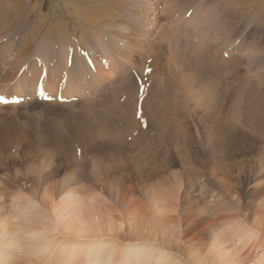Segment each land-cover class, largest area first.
<instances>
[{
	"label": "rangeland",
	"instance_id": "1",
	"mask_svg": "<svg viewBox=\"0 0 264 264\" xmlns=\"http://www.w3.org/2000/svg\"><path fill=\"white\" fill-rule=\"evenodd\" d=\"M143 1L145 4L146 0ZM150 1L152 6L162 8H156L158 22L148 35L152 40L149 45L154 46L162 30H167L166 25L176 21L178 14L181 18L182 12L184 19L186 14V22L181 18L185 23L180 24V30L176 29L180 36L185 30L198 27V20L195 23L192 20L194 16L202 19L198 12L206 0H165L172 2L169 6L175 5L169 11V21L163 15L164 2ZM215 1L207 4L213 13L208 16L214 21H204L207 24L199 26L200 33L195 27L197 32L193 34L192 30L187 36L192 46L201 39L206 48L200 47L202 53L198 57L187 56L184 74L182 70L174 71L178 77L173 82H167L166 78L171 77L167 73L166 81L165 73L146 74L147 65H142L139 57L135 60L137 68L126 65L130 70L136 68L146 81L148 78L142 86L137 79L132 80L135 86H130V90L150 92L155 84L156 97H149L148 107L147 95L140 93L125 99H117L119 95L91 101L79 98L78 103L62 108L54 103L37 106L41 103L35 100L36 104L30 106L0 108V206L6 213H10L16 191L23 193L25 203L28 201L26 216L41 213L40 222L44 223L51 220L50 209L67 190L91 194L92 221L104 235L96 246L101 248L85 252L92 256L99 253L103 258L99 261L93 257L85 262L83 253L76 254L70 264H222L226 250L236 254L237 262L256 264L262 257L260 264H264V0ZM15 2L0 0V21L7 24L5 30L0 28V83L7 88L18 79L19 68L28 70L24 72L27 75L29 67L39 68L37 55L27 60L23 68L18 67L22 38L32 40L27 54L41 49L47 54L52 52L50 45L42 44V36L46 35L43 29L31 30L36 16L43 19L46 15L49 19L54 15L69 22L60 2L23 0L21 19L11 26L5 5ZM147 6L151 7L148 1L142 7L144 12ZM135 8L134 2L118 5L107 0L102 16L108 15L109 9L122 22L135 27L137 32L130 40L136 41L147 31L142 23L146 25L150 17H144L141 10L133 12ZM106 22L104 19L100 24L106 27ZM27 23L30 24L25 28ZM73 28L67 32L71 37L67 41L78 36ZM107 38L105 35V46L97 47V53H88L80 45L79 51H74L82 55L87 50L86 53L100 58L102 50L110 52L106 48ZM123 38L118 44L120 48L127 40L126 35ZM218 38L221 41L217 43ZM100 40L103 43V38ZM56 41L54 38L53 42ZM213 45L221 47L216 51ZM118 85V81L107 83L103 91L109 95ZM227 225L241 231L235 236L227 235L224 230ZM217 233L224 244L216 249L212 244ZM2 234L0 264H5L3 255L7 250L2 244L5 241ZM58 235L52 239L53 243L61 240ZM113 236L119 239H111ZM142 238L149 240H140L132 246L126 241ZM62 248V252L60 248L56 252L61 260H66L68 247ZM120 253H125L122 263L116 260ZM31 263L39 264L35 260Z\"/></svg>",
	"mask_w": 264,
	"mask_h": 264
},
{
	"label": "bare ground",
	"instance_id": "2",
	"mask_svg": "<svg viewBox=\"0 0 264 264\" xmlns=\"http://www.w3.org/2000/svg\"><path fill=\"white\" fill-rule=\"evenodd\" d=\"M50 1H52L53 3H55V2L59 3L60 2L62 4V7H63L62 10L65 14V17L69 19V22L65 23L64 21H62L59 18L61 20L60 21L58 19V17L56 18V16H54V15H50V18H49L50 20L48 18L46 19V15L43 19L39 18L40 15L36 16L33 27H31V30L34 28H36V30L37 29L40 30L41 28L43 29V31L46 35H44V37L41 35L42 36V44L47 43L48 45H50L52 48V52L47 54L46 50L41 49L39 52L35 51L36 52L35 54H33V51L31 54H27L28 46L29 47L32 46V40H29V38H26V37L22 38L23 50H22V52L21 51L18 52L19 53V59H18L19 60V66L18 67L23 68L24 63L27 60H29L33 55H35V56L37 55L38 58L36 60H37V65H39V68L33 67V66L29 67V75L26 74L28 70L25 71L24 68L20 70V68H19L18 69L19 73H17L18 79L16 78L13 80L12 87H9L10 86L9 85L8 86L9 88H7V87L1 85V83H0V93H8V94L17 93V94L23 95L24 97H27V96H29V93H32L31 96H34L35 87H36L37 82H41L42 84H45L46 86H48L50 88L51 93H56L58 84L67 83V86H66L67 98H72V97H75L78 99L84 98L83 99L84 101H91V99H93V98L95 99L97 97H99V98L100 97H111V96L115 97L116 95L117 96L119 95L117 99H125V98H130V97H136V96L143 94V95H147V97H148V99L145 100L146 105L148 107L150 104L149 97H156L155 96L156 93H155V90L153 87L155 84L153 86L151 84L152 88L151 89L149 88L150 92L141 93L142 91L141 92L138 91L137 88L135 90H130V86H135V84L132 83V80H134L133 82H135V80L137 79V84L139 81L141 86L148 82V78L146 81L145 80L146 77L142 78L140 76V74L138 73V71L136 69L137 65L135 63V60L137 62L138 57H139V60H140L142 65H148L147 69L145 71L148 72L146 74H148L149 76H152V74L154 72H159L158 76L165 73V76H164V79H165L167 77L166 76V73H167V75L171 76L170 78H166V79H168L167 82L170 83V82L174 81L173 80L174 78L176 79L178 77V76L175 77L174 71L178 72V70H182V72H183L186 59L187 60L189 58L191 59V57L194 54H195L194 55L195 57H198L199 53L200 52L202 53V51H201L202 48H200V47L204 46V48H206L204 43L201 42L202 41L201 39H198L195 42L196 44L193 46L191 44H189V41L187 40V36L189 38V36H190L189 33H191L192 30H193V32H192L193 34L197 32V31L195 32L196 26H194V29H191V31L189 29H188V31L185 30V33L183 32V35L185 34L184 36L182 34L180 36L179 33L176 31V29L180 28V24H183L186 22V20H185L186 14H185V19H184L183 18V16H184L183 12L182 13L180 12L182 14V15L181 14L180 15H181V18H183L185 20V22L182 21V19L179 17V14H178L179 18L176 17V21H174L175 20L174 19L173 22H171V21L169 23L167 22L168 23L166 25V26H168V27H166L167 30L166 31L162 30L161 35L159 34L160 36L158 38H156L155 45L154 46L149 45V42H151L152 40L151 39L149 40L148 35H149V33H152V29L155 30L154 27H155L156 23L158 22L157 21V15L159 14V13L155 12L156 10L153 8L154 6H152L153 4H151L150 0H146V3L148 1V3L151 5L150 8H149V6L144 7V8H148L146 12H144L142 10L143 5L145 6V4H146V3L145 4L143 3L144 2L143 0H125L126 4H129V2H131V3L134 2V5L136 8L133 10V12L136 10H137V12L139 10H141V12L144 14V17H150L149 19L147 18V22L145 21L146 25H143V23H142V28L143 29L146 28L147 31L145 29L146 32L142 33L140 38L136 41H131L132 39L130 40V37L133 36L137 32L135 30V27H132V25H130V24L128 25L125 22H122V20H120L119 18L114 16L112 11L109 10V9H111V7L108 9V15H106L105 17L102 16L103 8L105 7L107 0H102V1L101 0H50ZM110 1L115 2L118 5H123V4L126 5L123 2V0L122 1L110 0ZM161 1L164 2L163 13L166 12L163 15L166 16L165 17L166 21L167 20L169 21L170 20L169 11L171 12V10H172L171 7L173 6V5H171V6H169V5L172 2L168 1V3H167L165 0H161ZM211 1H208V2H211ZM213 1H215V0H213ZM1 2H2V0H1ZM22 2H23V0H16L14 5H5V11L7 13L9 12L8 19L10 22L9 24H11V26H12V22H14L16 24L19 22V19H21L19 11H21V10L23 11V5L24 4ZM25 2H26V0H25ZM157 2H159V1L157 0ZM208 2H207V0L204 1L202 10H200V13L198 12V15L199 14L203 15L202 19L200 18V20H199L195 16L193 17L192 22L195 23L198 20V24H199V25H197L198 27L201 25H206L207 23L204 24V21L206 22L209 19L211 20V16H208V13L211 12L212 9L209 11V9L207 7ZM226 2H227V0H226ZM197 3L195 4V6L197 5ZM200 3L202 4V2H200ZM33 4H34L33 7L36 6V3L33 2ZM181 4H184V3H181ZM80 5L82 6V8L80 7ZM98 5L100 7H98ZM185 5H187V4H185ZM16 6H18V8H16ZM25 9L26 8H24V10ZM3 10H4V8H3ZM177 10L179 12L178 8H177ZM25 11H27V9ZM186 11H189V10H186ZM173 12L174 11H172V13ZM50 13L51 12H48V15ZM175 13H177V12H175ZM211 15H213L212 12H211ZM175 16H177V14ZM138 17H139V15H138ZM188 18L189 17L187 16V20H188ZM221 18H223V17H221ZM22 19H23V17H22ZM104 19H105V21L106 20L108 21V22H106V27L103 26L102 24H100V22L102 20L104 21ZM179 19H180L181 23H179V21H178ZM212 19H214V18H212ZM140 20L141 19H139V21ZM211 21L213 22L214 20H211ZM29 24L30 23H27L25 25V28H28ZM210 24L212 25L213 23H210ZM220 24H221V22H220ZM218 25H219V23H218ZM6 26H7V24H3L2 19H1L0 28L2 29V31L6 29L5 28ZM198 27H196L198 31L202 30V28H200V27L198 28ZM220 27H221V25H220ZM70 28H73V30H75L76 32L78 31L77 32L78 36L75 37V35H74V37L77 40L73 38V40L67 41V38H71V37H68V34H67V32H69ZM210 28H211V26H210ZM23 30H25V29H23ZM206 30L207 29L205 28V31ZM17 31H19V30H17ZM20 33H22V30H20L19 34ZM28 33H29V30H28ZM199 33H200V31H199ZM104 34L108 37L107 38L108 44L106 45V48L110 49V52L107 53L106 51L104 52L102 50L101 53H103V54H102V56H100V58L96 57V56L93 57L92 54H88V53H92V52L97 53V51L99 50V49H97V47L99 48V47L105 46L104 42H106V41L104 40V38H105ZM26 35H28V34H26ZM31 35H34V31H32ZM125 35H126L127 40L125 41L123 48H120L118 44L124 40L123 37ZM36 37L37 36H35V38ZM138 37H139V33H138ZM181 37H185V39L183 40V39H181ZM54 38L58 39V41H56V43L53 42ZM100 38H103V43L100 40ZM39 41H41V40H39ZM218 41H221V40H219V38H218L216 40V42L218 43ZM36 42H37V40H36ZM72 43H75V45H72ZM78 45L85 47L84 50L87 49L89 52L86 53V51H87L86 50L85 53H83L82 55L79 54L78 52H76L78 50L77 49ZM50 46H47V47H50ZM73 46H75V47L73 48ZM188 46L191 49H189ZM143 47L146 48L144 51H143ZM213 47H214V45H213ZM217 47H221V46L216 45V48L214 47L216 49V51H217ZM47 49L49 50V48H47ZM75 49H77V50L74 51ZM209 50H211V48ZM220 50H221V48H220ZM111 51H112V53H111ZM113 53L115 54V56H114L115 58L112 56ZM216 53H218V52H216ZM216 53L214 51V54H216ZM135 56H137L136 57L137 59H134ZM159 56L162 57L160 62L158 61V59L160 58ZM187 56L189 58H187ZM220 56H221L220 60L222 58L224 61V57L222 55H220ZM230 56H231V54H230ZM151 58H152V60H149ZM42 60H43V62H42ZM209 60H211V59L209 58ZM157 61H158V63H157ZM162 61H164V64H162L163 66L161 65ZM178 61H180V62H178ZM182 61H184L183 64H182ZM223 61H221V64ZM147 62H148V64H147ZM180 64H182V65H180ZM240 64H242V63H240ZM126 65H128L130 68L136 66V68L134 69L135 75H133V74L128 75L127 70H130V69H127ZM105 66L107 67L106 69H104ZM218 66L219 65H216V67H218ZM9 67L10 66L8 65V68ZM180 67L181 68L183 67V68L181 69ZM245 67H247V66L245 65ZM225 69H226V66H225ZM40 70L43 71L42 72L43 74H45V72H46L47 75L45 74V76H43L41 74ZM125 71H126V73H125ZM24 72H26V73H24ZM3 73H4V70H3ZM229 73H230V71H229ZM183 74H184V72H183ZM183 74H181V75H183ZM177 75H179V74L177 73ZM244 76H246V74ZM84 77L85 78L90 77L89 81L87 83H85V85H86L85 88H84V85L82 83ZM10 78H9V80H10ZM39 79H40V81H39ZM118 79H119V81H120V79H124V81H122L121 84L116 86L115 90L110 91L111 93L109 95H106L104 93L105 91H103V88L105 87V85L107 83H111V82L116 81ZM154 79H155V77H154ZM166 79H165V81H166ZM157 80H158V78H157ZM161 81H163V80H161ZM234 82H235V80H234ZM159 83L160 82L158 81V84ZM10 84H12V83H10ZM149 85H150V83H149ZM160 85L162 87V84H160ZM175 85H176V82H175ZM136 87H139V86L137 85ZM140 88L141 87H139V89ZM107 93H109V90L107 91ZM166 95H168V94L166 93ZM160 106H162V104H160ZM11 107H13V106H11ZM0 108H3V106H0ZM132 109H133V107H132ZM149 116H150V114H149ZM159 116H160V114H159ZM129 118H130V116H129ZM142 118H144V116ZM153 118H154V116H153ZM135 137H137V136H135ZM14 146H16V145H14ZM105 146H107V145H105ZM108 147H110V146H108ZM9 148H11V147H9ZM77 156L75 158H77ZM63 166H64V163H63ZM66 166H67V164H66ZM22 194L23 193L21 191L14 192V194H13L14 197L12 198L13 203L11 204V207L9 206V208H10L9 214H8V212L6 213L3 210V208H1V206H0V232H2L3 233L2 235L5 237V241L2 244L6 247V250H7V251H5L6 253L4 252L5 254L3 255L5 264H26L25 262L22 261V259L25 260L27 262V264H33L31 262H33L34 260H35V262H38L39 264H54V263L55 264H70V263H72V261L75 260L76 254L79 255L82 253L85 256V258H84L85 262L86 261L88 262L90 259H93V257H94V259L96 257L97 259H99V261H102L103 255L100 257L99 253H95L92 256V254H89V253L86 254V252H85V251H91V250L101 248V246L100 247H96V246L98 244L100 245V242H98V241H100L99 238H100V236L103 237V235H104L103 231H101L97 225H94V223L92 221L93 218H92V211H91V204H90V202L92 201L91 194H89L88 192L83 193L80 191H75V189L67 190L64 193L63 197L61 198L60 202H58L52 209H50L51 220L48 223H44V221L40 222L41 213H36L32 216H26L25 206L27 205L28 201L25 203L24 197ZM45 221H47V220H45ZM233 228H234L233 226L227 225L224 230L226 233L228 232L227 235L229 234L231 236H235L236 234H239V232L241 231V230H235ZM110 230L111 229H109V233H111ZM222 232H223V229L221 230V234H222ZM56 233H57V235L59 234L61 236V240L58 243H53L52 239H54ZM246 234H247V232L244 235H246ZM59 235H58V237H59ZM104 237L107 238V235ZM213 237H214V239H213L212 247L216 248V249L218 247L220 248L222 246V244H224L222 237L220 236L219 233L215 234ZM111 239L116 240L119 238L117 236L116 237L113 236ZM140 240L146 241L149 239L148 238H142V239H133V240H126V241H128L127 243L132 246L133 244L136 245L137 244L136 242H140ZM153 242H155V241H153ZM0 246H1V244H0ZM66 246L68 247V253L65 254L67 256L65 258L66 260H61L63 258H61L60 253L57 254L58 251L56 250V248L57 249L60 248V250H61L60 252H62V250H63L62 247H66ZM84 246H86V247H84ZM82 247L84 249H82ZM127 250H128V248H127ZM226 253L227 254H225V252H224L225 255L223 256L226 260H223L222 264H248V263L242 262L240 260H238L239 262H237V257H236V254L234 252L226 250ZM232 253H234V254H232ZM146 254H147V252H146ZM63 257H64V255H63ZM123 259H125V253H120L118 255V257L116 258V260L118 262L122 261ZM261 262H262V257L260 260L256 261V264H260ZM120 263H122V262H120ZM75 264H77V263H75Z\"/></svg>",
	"mask_w": 264,
	"mask_h": 264
},
{
	"label": "snow or ice",
	"instance_id": "3",
	"mask_svg": "<svg viewBox=\"0 0 264 264\" xmlns=\"http://www.w3.org/2000/svg\"><path fill=\"white\" fill-rule=\"evenodd\" d=\"M0 103H7L3 96H0Z\"/></svg>",
	"mask_w": 264,
	"mask_h": 264
},
{
	"label": "built area",
	"instance_id": "4",
	"mask_svg": "<svg viewBox=\"0 0 264 264\" xmlns=\"http://www.w3.org/2000/svg\"><path fill=\"white\" fill-rule=\"evenodd\" d=\"M154 8H155L156 12H157V9L161 10V7L160 6H157V5Z\"/></svg>",
	"mask_w": 264,
	"mask_h": 264
}]
</instances>
